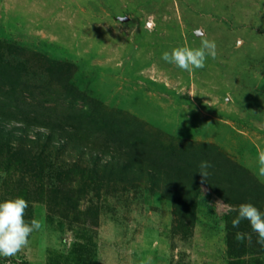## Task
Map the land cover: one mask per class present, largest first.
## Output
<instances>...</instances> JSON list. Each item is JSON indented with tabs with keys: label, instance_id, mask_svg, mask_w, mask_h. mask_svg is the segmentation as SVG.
Returning a JSON list of instances; mask_svg holds the SVG:
<instances>
[{
	"label": "rangeland",
	"instance_id": "rangeland-1",
	"mask_svg": "<svg viewBox=\"0 0 264 264\" xmlns=\"http://www.w3.org/2000/svg\"><path fill=\"white\" fill-rule=\"evenodd\" d=\"M202 37L217 45L204 68L188 72L162 60L177 47L199 48ZM6 46L23 49L20 89L30 118L79 111L46 71V61L56 60L71 65L68 82L101 102L125 133L157 147L158 139L213 146L225 166L234 162L264 188V0H0V50ZM85 136L101 148L117 145L116 137ZM29 167L0 163V202L25 199V221L35 218L42 227L16 256H0V264H264V246L249 222L226 225L228 206L206 188L191 225L144 181L111 188L77 173L79 210L98 209L90 226L50 212L42 195L49 182ZM234 177L230 187L239 188ZM237 232L251 242L238 241Z\"/></svg>",
	"mask_w": 264,
	"mask_h": 264
},
{
	"label": "trees",
	"instance_id": "trees-1",
	"mask_svg": "<svg viewBox=\"0 0 264 264\" xmlns=\"http://www.w3.org/2000/svg\"><path fill=\"white\" fill-rule=\"evenodd\" d=\"M3 49L0 50V163L6 162L7 168L30 165L29 169L37 176H45L49 183L42 185L46 191L42 195L50 212L58 213L70 223L97 225L96 206L79 210L83 188L74 184L77 173L90 183L111 188L115 185L132 188L144 181L150 185L151 192L158 191L171 202L179 218L190 216L191 225L198 200L204 197L203 188L231 206V210L227 207L222 214L226 225H232L241 203H251L264 211V188L247 170L234 162L225 166L226 160H221L223 154L205 143L201 148L191 143L179 147L172 143L164 145L158 139L160 147H157L155 142L140 135L125 133L117 119H110L101 111V102L86 97L68 82L66 75L70 74L71 65L49 59L46 71L59 81L65 101L79 106V111L70 107V115L60 114L65 120L58 117L56 111L48 116L39 113L36 119L30 118V112L24 109L27 96L20 89L21 86L26 88L21 81L26 66L18 56L22 58L23 49L18 46ZM85 133L95 137L104 134L113 140L116 137L117 145L106 149L104 144L101 148V144L87 140ZM215 159L220 161L219 168H215ZM201 161L211 164L205 178L199 173ZM225 167L228 168L224 170ZM227 170L230 175L236 173V178L232 177L240 184L239 188L230 187L232 177H227L228 180L224 177ZM244 176L242 184L240 178ZM178 205L180 210L176 209ZM244 221V225L248 224Z\"/></svg>",
	"mask_w": 264,
	"mask_h": 264
},
{
	"label": "clouds",
	"instance_id": "clouds-1",
	"mask_svg": "<svg viewBox=\"0 0 264 264\" xmlns=\"http://www.w3.org/2000/svg\"><path fill=\"white\" fill-rule=\"evenodd\" d=\"M199 32L200 30L197 29V33ZM216 49L215 41L202 37L199 48L177 47L172 49L171 53L165 51L161 58L167 63L175 64L181 70L192 72L194 69L204 68L207 57L215 59L217 56ZM260 165L259 174L264 176V156L260 157ZM210 167V162H200L199 173L203 178L208 175L207 169ZM228 207L231 210V206ZM27 208L28 202L20 197L0 202V256L6 258L16 256L28 246L30 235L41 229L42 221L35 218L30 223L25 221ZM237 211L238 216L232 220V227L237 228L242 220H247L252 232L258 236L257 243L264 246V213L251 203H241ZM236 239L238 241L247 239L250 243L251 235L237 232Z\"/></svg>",
	"mask_w": 264,
	"mask_h": 264
}]
</instances>
